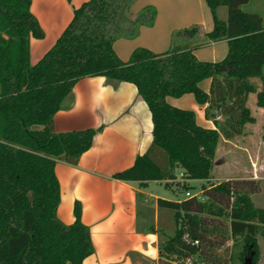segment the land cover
<instances>
[{
	"label": "trees",
	"instance_id": "16d2710c",
	"mask_svg": "<svg viewBox=\"0 0 264 264\" xmlns=\"http://www.w3.org/2000/svg\"><path fill=\"white\" fill-rule=\"evenodd\" d=\"M136 1L85 2L75 9L55 45L33 65L31 39H42L45 33L31 11V0H0V264H83L95 253L82 204L76 201L72 224L57 213V162L77 165L101 130H55V115L80 80L104 76L132 83L149 106L154 139L132 167L113 175L125 182L176 180L178 164L185 179H212L221 138L231 140L255 122L249 95L257 93V104L264 108V88L259 92L254 80L264 85V24L260 14L243 9L251 0H205L214 19L205 38L228 41V53L220 61L202 60L196 47L183 43L162 53L139 47L125 62L115 42L137 37L157 17L150 5L134 17ZM223 6L228 9L226 21L218 15ZM208 80L207 90L202 84ZM189 94L205 108L214 127L203 125L194 109L171 102ZM221 116L223 121L218 120ZM249 183L213 185L201 195L206 200L160 198L159 209L171 210L174 219L172 233L150 228L165 238L159 243L160 264H197L195 257L202 264H247L251 256L250 264H257L264 208L253 205L251 193L256 191L245 188ZM238 238V253L217 254Z\"/></svg>",
	"mask_w": 264,
	"mask_h": 264
},
{
	"label": "crops",
	"instance_id": "0c3cea01",
	"mask_svg": "<svg viewBox=\"0 0 264 264\" xmlns=\"http://www.w3.org/2000/svg\"><path fill=\"white\" fill-rule=\"evenodd\" d=\"M87 1L31 0V11L45 33L42 39H31L33 65L55 45L73 20L75 9ZM138 1L133 7V14H136ZM252 1L259 0L249 1L246 7ZM146 3L148 5L149 2L143 1V5ZM251 8L249 12L260 14L264 24V4L261 2L259 6ZM150 29L142 27L138 38H142ZM212 29L208 24L200 30L201 37L193 39H206V34ZM114 47L123 61L130 60L133 51L129 49L126 38L118 39ZM228 48L227 40L208 41L207 45L196 47L194 52L200 59L206 60L201 56H226ZM165 51L166 48H161L156 53ZM254 80L260 91L259 79ZM174 100L171 102L178 107L194 109L203 125L214 127L213 122L206 119L205 108L192 95ZM247 105L255 122L248 123L242 134L231 139V149L236 155L248 156L253 168L249 170L251 176L232 179L264 183V164L252 159L253 149L248 145L235 141L246 134V127L256 123V113L264 116V108L257 104V93L249 95ZM90 128L101 130L95 136L93 147L82 155L79 163L57 162L56 173L61 184V202L57 210L59 218L66 224H72L75 221V203L79 201L82 204V220L91 229L96 249L83 264H148V261H158L159 234L150 228H161L164 210L159 209L158 200L168 198L154 193L152 184L155 181L142 184L113 178L115 173L132 167L137 157L147 152L154 139L152 113L136 85L111 81L104 76L80 80L55 115V130L70 132ZM227 163L221 164V169L228 167ZM231 166L236 165L231 162ZM180 172L183 169L177 166V173Z\"/></svg>",
	"mask_w": 264,
	"mask_h": 264
},
{
	"label": "rangeland",
	"instance_id": "374dc122",
	"mask_svg": "<svg viewBox=\"0 0 264 264\" xmlns=\"http://www.w3.org/2000/svg\"><path fill=\"white\" fill-rule=\"evenodd\" d=\"M143 1L149 2L148 5L153 6L157 10V17L155 24L152 27H149L151 28L150 31L145 33L142 38H138L139 35L135 38H126L129 42V49L131 51H134L136 48L139 47H145L155 52L161 48H166L167 50H170L179 44L191 43V41L193 43H191V45L194 47H202L203 45H207L208 40L206 39L195 40L198 39L197 37H201L200 30L205 28L208 24L210 25L211 29L214 27V19L205 0H139L137 4V11L136 14H134V17L138 16V14H140L141 11L146 6H148L147 3L143 5ZM261 2L264 4V0L252 1L251 3H249L250 5H248V7H246V5L243 6V9L249 12L251 7H255L256 5L259 6ZM218 15L220 19L226 21L228 19L227 7H220L218 9ZM195 27H198L197 31H194ZM187 29L190 30L189 33H192V37H190L188 32L184 33V30ZM207 53L208 51L206 52V54ZM201 57L209 61H220L225 57V54H220L216 57L207 54ZM257 82L259 83V88L263 90V82L261 80H258ZM208 84H210V80L204 82L202 84V87L208 88ZM253 94L256 95V93ZM173 102L179 101L174 100ZM218 120L223 121L224 117L221 116L218 118ZM256 120L257 121L255 124L246 127V134H244L241 138H236L235 141L236 143H239L241 145H243V143L244 145H248L251 149H253V152L251 153L252 159L256 162L264 164V116H261L259 113H256ZM225 140L226 139L222 137L218 145L214 160L212 179L191 180V182L188 183L189 187L185 188L182 191H178L175 185H170V187H167L166 182L155 181L152 184V190L154 191V193H158L161 196L168 198L169 200H183L187 196V191L191 193V197L201 196L206 188H209L213 185L217 186L221 182L228 181L226 180L228 178H231L229 179L231 181L237 182L240 180H234L232 178L251 176L249 170L253 167L252 164L249 162V157L232 153L233 150L231 149V140ZM226 162H228V167H226L225 169H221V164H224ZM231 162H233L236 166L232 167ZM178 175L179 173H177V176ZM248 181H250V183L249 185L245 184V188H251L256 191L254 193H251L253 205L257 208H264V183H257L254 180ZM201 198L202 200H206V198H204L203 196H201ZM161 228L169 233L173 232L174 219L173 212L171 210L166 209L162 212ZM164 240L165 238L161 234H159V243ZM258 240L260 244V259L257 264H264V235L260 234L258 236ZM241 245V238L229 240L225 244V246L218 248L216 252L217 254L223 255L225 257L227 254L230 255V252L238 253ZM195 258L197 260V264H202V261L200 259H198L197 257ZM252 260V256L248 257L247 264H250ZM148 264H160V256L158 257V261H148Z\"/></svg>",
	"mask_w": 264,
	"mask_h": 264
},
{
	"label": "built area",
	"instance_id": "2783aa9c",
	"mask_svg": "<svg viewBox=\"0 0 264 264\" xmlns=\"http://www.w3.org/2000/svg\"><path fill=\"white\" fill-rule=\"evenodd\" d=\"M191 180L189 179H185V174L184 171L180 172L179 176L177 177L176 180H166L167 183H172L175 185L176 189L178 191H182L184 190V185L186 183H189ZM186 197H191V193L189 191L186 192ZM193 244H198V241L192 242ZM187 264H193L192 261H188Z\"/></svg>",
	"mask_w": 264,
	"mask_h": 264
},
{
	"label": "water",
	"instance_id": "95a60500",
	"mask_svg": "<svg viewBox=\"0 0 264 264\" xmlns=\"http://www.w3.org/2000/svg\"><path fill=\"white\" fill-rule=\"evenodd\" d=\"M178 166H179V164H178Z\"/></svg>",
	"mask_w": 264,
	"mask_h": 264
}]
</instances>
